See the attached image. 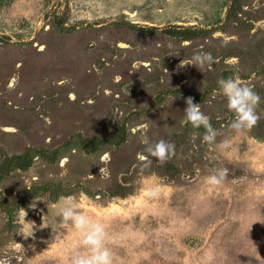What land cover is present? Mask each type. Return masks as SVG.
I'll list each match as a JSON object with an SVG mask.
<instances>
[{
  "label": "rangeland",
  "instance_id": "1",
  "mask_svg": "<svg viewBox=\"0 0 264 264\" xmlns=\"http://www.w3.org/2000/svg\"><path fill=\"white\" fill-rule=\"evenodd\" d=\"M262 19L264 0H0V255L70 264V199L114 264H264ZM198 51L214 62L178 67ZM229 76L261 97L251 129L229 126ZM187 97L214 143L183 123ZM161 139L174 155L142 161Z\"/></svg>",
  "mask_w": 264,
  "mask_h": 264
},
{
  "label": "clouds",
  "instance_id": "2",
  "mask_svg": "<svg viewBox=\"0 0 264 264\" xmlns=\"http://www.w3.org/2000/svg\"><path fill=\"white\" fill-rule=\"evenodd\" d=\"M214 57L207 52H196L188 60H181L178 67L194 66L198 69L205 64H212ZM219 91L226 99L227 108L234 114L230 121V128L236 132L254 127L259 116L256 112L261 102L260 95L246 81L239 76H229L218 80ZM186 108L184 109L183 123L190 124L194 129L204 128L202 142L214 143L217 136V130L212 126L211 119L200 107V103H194L193 97L185 98ZM224 145L222 144L221 147ZM147 157L141 154L142 161L149 157L156 158L161 163L169 160L175 153V146L163 139L155 143H148L145 147ZM103 174V172H101ZM229 169L226 167L212 170V174L206 179L210 185L219 186L228 177ZM149 197L157 196L155 190L150 189L147 193ZM34 207V205H33ZM60 223L65 227L74 228L81 236L80 245L84 251L73 255L70 258V264H114V254L107 246L108 232L102 223L93 221L78 209L75 203L69 199L59 210ZM28 236L25 235V238ZM21 245V244H20ZM23 252L24 248L21 245ZM16 260L18 264H25L26 259L11 257L7 254L0 255V264H13Z\"/></svg>",
  "mask_w": 264,
  "mask_h": 264
},
{
  "label": "flooded vegetation",
  "instance_id": "3",
  "mask_svg": "<svg viewBox=\"0 0 264 264\" xmlns=\"http://www.w3.org/2000/svg\"><path fill=\"white\" fill-rule=\"evenodd\" d=\"M264 21V19H262L261 21H259L258 23L260 24V23H262Z\"/></svg>",
  "mask_w": 264,
  "mask_h": 264
}]
</instances>
